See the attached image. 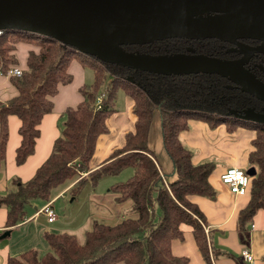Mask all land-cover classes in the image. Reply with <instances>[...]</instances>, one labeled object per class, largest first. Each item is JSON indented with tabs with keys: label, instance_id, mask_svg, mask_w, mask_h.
<instances>
[{
	"label": "trees",
	"instance_id": "1",
	"mask_svg": "<svg viewBox=\"0 0 264 264\" xmlns=\"http://www.w3.org/2000/svg\"><path fill=\"white\" fill-rule=\"evenodd\" d=\"M178 43L181 47L182 42ZM167 45L158 42L124 48L139 54H177L171 43ZM0 63L4 69L21 71L19 77L7 81L13 96L0 102V165L5 159L9 116L19 121L20 142L15 149V162L21 165L34 152L38 126L52 111L59 88L72 83L71 65L89 67L93 73L92 83L78 88L81 101L65 109L61 135L54 141L46 160L30 180H12L7 193L0 196V206L7 210L5 228L13 229L23 222L25 206L31 200L40 198L50 202L55 189L68 181H77L82 173L87 176L68 189L73 198L85 184L95 186L106 176L127 168L133 171L125 182L110 187L115 194L114 202L127 205L128 216L112 225L94 222L82 242L72 234L46 231L44 255L30 249L9 257L7 264H189L186 257L171 253V242L181 239L186 229L193 235L206 264H211L212 252L204 232L206 220L191 200L214 197L209 177L215 165L193 163L192 152L181 143L179 136L188 130L191 121L203 122L212 129L225 125L229 131L247 128L254 132L247 168H255L256 175L249 180L244 195L248 202L237 217V229L245 230L258 211L264 212V121L253 124L233 117L231 112L241 107L246 93L241 89L229 91L225 87L229 83L223 78L138 72L104 64L49 38L19 31L0 33ZM120 91L133 102L136 118L133 129L124 135L121 148L113 150L93 168L96 143L109 132L106 120L115 112ZM155 110L159 114L163 149L172 165L173 181L163 178L148 147Z\"/></svg>",
	"mask_w": 264,
	"mask_h": 264
},
{
	"label": "water",
	"instance_id": "2",
	"mask_svg": "<svg viewBox=\"0 0 264 264\" xmlns=\"http://www.w3.org/2000/svg\"><path fill=\"white\" fill-rule=\"evenodd\" d=\"M26 32L80 54L162 76L217 75L264 103V83L244 64L194 54L148 55L125 46L167 39L264 43V0H0V32ZM241 119L261 124L263 114ZM251 178L256 170H245ZM5 231L0 239L9 235Z\"/></svg>",
	"mask_w": 264,
	"mask_h": 264
},
{
	"label": "crops",
	"instance_id": "3",
	"mask_svg": "<svg viewBox=\"0 0 264 264\" xmlns=\"http://www.w3.org/2000/svg\"><path fill=\"white\" fill-rule=\"evenodd\" d=\"M84 70L79 64L71 65L69 71L73 75V81L71 84L59 88L58 94L53 98L52 111L42 118L38 126L39 137L36 140L34 152L21 165H17L15 162V149L20 142L18 135L19 121L15 116L8 117L5 159L0 165V196L7 193L12 180H19L20 182L30 180L36 169L49 156L54 141L60 137L62 132L57 127L58 118L64 114L66 108L75 107L81 101L78 88L84 84ZM7 81L8 79L0 78V102L3 103L14 94ZM120 93L122 92L120 91ZM125 99L126 111L115 110L106 120L109 132L100 136L96 143L95 153L91 161L93 168L103 162L113 150L121 148L124 135L133 129L136 120L132 112L133 102L127 97ZM190 127L193 128V131L190 134H185L188 130L181 133L179 136L180 141L181 137H184L192 146L201 147L203 155H221L230 165L224 167L213 163L215 169L209 177V182L215 191L213 198L193 197L191 200L197 205L206 220L205 234L212 252L210 255L211 264H248L241 257L243 249L250 251L254 264H264V212L258 211L252 220L246 224L245 230L239 231L237 229V217L246 206L248 197L230 194L220 182V175L225 169L247 167V154L251 149L250 142L254 138V132L247 128L229 131L225 125L212 129L207 124L199 121H191L189 123ZM202 131L210 137L208 141L213 140V143L206 142ZM198 160L193 155V163H200ZM170 174L172 175V168ZM71 184L72 182L56 194L51 201L58 196H62L64 194L62 192L68 191ZM46 204L40 205L34 202L32 211L25 209L26 215L23 222L13 229L5 228L7 210L5 207L0 206V236L5 231L10 232L8 236L0 239V264H7L9 257L19 256L30 249H47L43 237L44 232L61 233L48 227L54 221L52 223L47 222L46 215L43 212ZM171 253L174 256L186 257L189 264H206L197 249L193 235L188 229L183 232L181 239L171 242Z\"/></svg>",
	"mask_w": 264,
	"mask_h": 264
},
{
	"label": "rangeland",
	"instance_id": "4",
	"mask_svg": "<svg viewBox=\"0 0 264 264\" xmlns=\"http://www.w3.org/2000/svg\"><path fill=\"white\" fill-rule=\"evenodd\" d=\"M83 81L85 85H90L93 81V73L89 67H86L84 70ZM125 100L126 99L123 94L118 92L115 101L116 111H126ZM64 121L65 116L62 114V116L58 118L57 122V127L60 131L63 129ZM192 131L193 128L190 127L185 134H190ZM202 135L205 137L206 142H209L208 139H210V137L205 135L203 131ZM181 142L187 149L193 152L194 157L199 159L198 162L200 163L212 162L219 166H230L228 161L221 157V155H203V150L201 147L192 146L185 140L184 137H181ZM209 143H213V140ZM149 149L153 152L154 160L158 165V168L160 167L159 170L162 173L163 178L167 181H173L175 177L170 174L172 165L162 146L160 119L157 110L153 112L151 121ZM241 169L246 170L247 167ZM132 174L133 171L127 168L121 171L119 174L104 177L95 186H91L89 183L85 184L74 198L71 196L69 190L62 192L64 193L62 196H58L50 202L56 218L54 223L48 225V227L58 230L61 233L75 235L78 237L79 241L82 242L85 232L91 229L94 222L112 225L119 221V219L122 217L128 216L129 209L127 205H118L114 202L115 194L114 192L110 191V187L115 183L125 182L130 176H132ZM86 176L87 173H82L79 179ZM77 181H68L63 186L55 189L51 194L50 200L65 187L69 186L71 182L74 185ZM72 184L70 188L73 186ZM34 202L39 203L40 205L46 204V202L42 199L36 198L31 200L25 206V209L27 211H32V204ZM46 252L47 249L44 248L38 250L39 256L44 255Z\"/></svg>",
	"mask_w": 264,
	"mask_h": 264
},
{
	"label": "flooded vegetation",
	"instance_id": "5",
	"mask_svg": "<svg viewBox=\"0 0 264 264\" xmlns=\"http://www.w3.org/2000/svg\"><path fill=\"white\" fill-rule=\"evenodd\" d=\"M158 42H166V45L171 43L172 47H175V52L177 54L190 53L194 55H203L244 64V68L247 71H249L257 80L264 83V43L260 40L246 38L238 39L234 42H223L216 39L196 41L185 39H167L163 41H157L153 44ZM178 42H182L181 47ZM225 81L228 82L227 80ZM228 83L229 84H225V87L229 91L239 90V88H237L235 85L231 84L230 82ZM239 106L241 107H238L237 110L232 111L231 113L235 119L240 121L257 124L252 121L241 119L240 117H255V114L264 113V103L249 96L248 94L245 95L242 103Z\"/></svg>",
	"mask_w": 264,
	"mask_h": 264
},
{
	"label": "built area",
	"instance_id": "6",
	"mask_svg": "<svg viewBox=\"0 0 264 264\" xmlns=\"http://www.w3.org/2000/svg\"><path fill=\"white\" fill-rule=\"evenodd\" d=\"M20 75L21 71L18 68L4 69L0 63V78L9 79L11 77H19ZM249 180L250 177L246 174L245 170L241 168L230 167L225 169V171L220 175V182L227 188L230 194L235 196L245 195L249 185ZM43 212L46 215L48 223H52L55 220V213L50 203H47L44 206ZM241 257L248 264H254L251 253L248 249H243L241 251Z\"/></svg>",
	"mask_w": 264,
	"mask_h": 264
}]
</instances>
